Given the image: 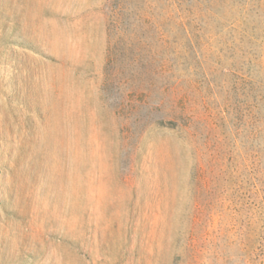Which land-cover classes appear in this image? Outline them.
I'll return each instance as SVG.
<instances>
[{"label": "rangeland", "instance_id": "rangeland-1", "mask_svg": "<svg viewBox=\"0 0 264 264\" xmlns=\"http://www.w3.org/2000/svg\"><path fill=\"white\" fill-rule=\"evenodd\" d=\"M213 2L0 0V264H264L262 168H215L195 198L209 151L133 61L164 51L167 5ZM225 3L264 29V0Z\"/></svg>", "mask_w": 264, "mask_h": 264}, {"label": "trees", "instance_id": "trees-1", "mask_svg": "<svg viewBox=\"0 0 264 264\" xmlns=\"http://www.w3.org/2000/svg\"><path fill=\"white\" fill-rule=\"evenodd\" d=\"M210 5L179 3V13L174 16L167 5L164 51L158 57L135 54L133 59L136 64H151V82L143 96L150 97L158 76L161 92L155 104L164 112L160 121L186 129L195 140L197 152L209 151L205 179L197 178L202 161L193 173L199 184L194 190L197 199L202 191H215L214 186H208L217 178L212 170L218 168L226 174L225 164L236 172L240 165L243 170H252L255 165L264 175V29L237 24L232 3L214 0ZM218 14H224L225 24H216ZM116 59L113 53V61ZM216 72L222 79L215 76ZM187 78L193 79V89L188 85L182 93V81ZM193 91L201 97L199 103L191 100ZM197 105L206 115L196 111ZM256 171L260 170L246 175L248 180ZM237 177L241 178L240 173ZM259 182L264 185V181Z\"/></svg>", "mask_w": 264, "mask_h": 264}]
</instances>
